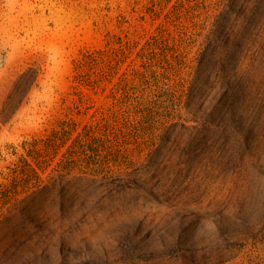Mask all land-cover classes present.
<instances>
[{"label":"rangeland","instance_id":"obj_1","mask_svg":"<svg viewBox=\"0 0 264 264\" xmlns=\"http://www.w3.org/2000/svg\"><path fill=\"white\" fill-rule=\"evenodd\" d=\"M256 1L223 0L222 10L243 15L203 54L211 31L230 28L185 11L153 17L150 0H0V108L19 73L40 68L20 109L0 118V264H264V1ZM161 22L174 45L167 58L186 80L182 109L160 110L121 166L102 178L67 174L61 154L23 148L66 116L84 52ZM227 91L247 100L236 101L243 109L233 118L219 102ZM37 172L56 187H34Z\"/></svg>","mask_w":264,"mask_h":264},{"label":"trees","instance_id":"obj_2","mask_svg":"<svg viewBox=\"0 0 264 264\" xmlns=\"http://www.w3.org/2000/svg\"><path fill=\"white\" fill-rule=\"evenodd\" d=\"M251 1L244 0L243 4L247 5ZM258 1L257 5L264 0ZM158 2H149L153 17L160 18L164 14L172 21L180 20L185 11L202 23L215 18L217 23L220 22L219 25L230 28L228 34L211 31L203 54L210 43L220 41L225 35L231 36L243 15L241 12L235 15L233 10H222L224 4L228 5L223 0L213 6L211 0ZM210 8H213L212 13H209ZM260 15L259 21L263 23L264 12ZM244 20H249V17ZM141 27L143 25L135 31L126 32L123 37L115 35L105 49L83 53L76 62L71 92L74 98L71 105H67L66 116L49 122L38 136L25 141L23 148L27 152L37 156L43 152L61 154L58 164L65 166L67 174L78 170L83 176L102 178L114 166H121V159L127 157L132 146L140 145V141L149 135L156 119L162 115L160 110L176 112L182 109L186 80L176 74L175 66L166 55V50L174 46L169 44L164 35V32H169V28L166 22L159 23L155 31L146 32ZM148 55H151V62ZM152 55L154 59L159 58V63L153 60ZM109 57L113 59L108 60ZM140 58L143 60L141 63ZM39 76L40 68L35 66L19 73L0 108V118L4 123L20 109ZM84 88L93 90L95 95H102L105 99L89 94ZM221 101L225 106L228 104L225 114L231 118L243 109L236 106V101H241L243 107H247V100H241L237 93L229 91ZM92 109L94 111L89 120L81 118V115H88ZM244 112L242 115H245ZM63 178L64 175L59 177L61 180ZM56 182L57 179L52 181L37 172L34 187L52 190Z\"/></svg>","mask_w":264,"mask_h":264}]
</instances>
